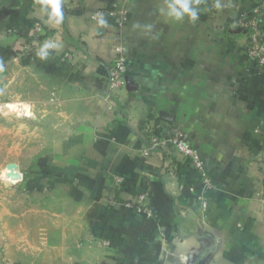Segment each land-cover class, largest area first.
I'll list each match as a JSON object with an SVG mask.
<instances>
[{"label": "crops", "instance_id": "1", "mask_svg": "<svg viewBox=\"0 0 264 264\" xmlns=\"http://www.w3.org/2000/svg\"><path fill=\"white\" fill-rule=\"evenodd\" d=\"M167 3L0 0V97L27 104L46 136L0 202L3 264H264V67L237 25L264 0H199L195 21ZM119 9L122 27L90 19ZM45 41L59 47L41 59ZM117 45L128 69L114 92ZM179 131L207 188L190 160L149 146V132Z\"/></svg>", "mask_w": 264, "mask_h": 264}, {"label": "built area", "instance_id": "2", "mask_svg": "<svg viewBox=\"0 0 264 264\" xmlns=\"http://www.w3.org/2000/svg\"><path fill=\"white\" fill-rule=\"evenodd\" d=\"M264 5L256 6L251 10L249 14H242L238 19V27L243 31L246 36L245 42V55L249 64L254 68L261 69L264 67V32L261 29L262 15ZM101 14L103 18L105 16L116 17L117 25L122 27L125 25L128 14L126 10L119 9L117 12L97 10L90 15V19L98 21ZM41 27L38 23L33 25V36L38 39ZM52 42V41H51ZM114 58L109 66L107 81L108 88L114 92L122 88L125 84L124 75L127 72V49L123 45H117L114 48ZM65 59L70 60V55L65 53ZM149 146L152 149H158L161 151L175 150L183 157L190 160L193 168L198 173L202 181V186L207 188L210 184L209 176L206 173L205 164L201 158L199 151L192 146L187 139V135L181 131L171 135H163L156 132H149ZM118 181H121L119 179ZM142 200L143 198H139ZM201 201L202 210H207V203L200 196L198 198ZM141 204V203H140ZM139 211L146 213L147 215L153 213L148 207L139 206ZM106 243V242H105Z\"/></svg>", "mask_w": 264, "mask_h": 264}, {"label": "rangeland", "instance_id": "3", "mask_svg": "<svg viewBox=\"0 0 264 264\" xmlns=\"http://www.w3.org/2000/svg\"><path fill=\"white\" fill-rule=\"evenodd\" d=\"M40 122L42 120L33 117L27 104H19L12 97H0V202L3 199L14 200L17 197L7 188L16 183L20 174L16 169L8 170L7 165L18 163L33 149L45 146L46 136L38 131ZM15 172L18 174V179L13 177ZM0 264H3L1 256Z\"/></svg>", "mask_w": 264, "mask_h": 264}, {"label": "clouds", "instance_id": "4", "mask_svg": "<svg viewBox=\"0 0 264 264\" xmlns=\"http://www.w3.org/2000/svg\"><path fill=\"white\" fill-rule=\"evenodd\" d=\"M198 3L199 0H168L166 14L177 21L183 20L185 16L195 21L199 18ZM217 7H219V5H217ZM98 23L100 25H105L107 23L102 14ZM57 47H59V45L50 41H45L37 55L40 56L41 59H46L48 56L47 50Z\"/></svg>", "mask_w": 264, "mask_h": 264}, {"label": "water", "instance_id": "5", "mask_svg": "<svg viewBox=\"0 0 264 264\" xmlns=\"http://www.w3.org/2000/svg\"><path fill=\"white\" fill-rule=\"evenodd\" d=\"M8 170H15V169H17V165L16 164H14V163H9L8 165H7V167H6ZM13 176V175H12ZM14 179H18L19 177H18V174H15L14 176ZM194 264H198L197 262H195Z\"/></svg>", "mask_w": 264, "mask_h": 264}, {"label": "bare ground", "instance_id": "6", "mask_svg": "<svg viewBox=\"0 0 264 264\" xmlns=\"http://www.w3.org/2000/svg\"><path fill=\"white\" fill-rule=\"evenodd\" d=\"M8 172H9V171H8ZM8 172H7V173H8ZM11 173H13V172H11ZM14 174H17V173L15 172Z\"/></svg>", "mask_w": 264, "mask_h": 264}]
</instances>
